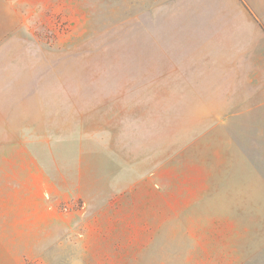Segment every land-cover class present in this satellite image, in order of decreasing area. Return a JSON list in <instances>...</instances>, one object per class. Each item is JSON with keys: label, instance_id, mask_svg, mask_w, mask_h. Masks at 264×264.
I'll list each match as a JSON object with an SVG mask.
<instances>
[{"label": "rangeland", "instance_id": "rangeland-1", "mask_svg": "<svg viewBox=\"0 0 264 264\" xmlns=\"http://www.w3.org/2000/svg\"><path fill=\"white\" fill-rule=\"evenodd\" d=\"M0 264H264V0H1Z\"/></svg>", "mask_w": 264, "mask_h": 264}, {"label": "crops", "instance_id": "crops-1", "mask_svg": "<svg viewBox=\"0 0 264 264\" xmlns=\"http://www.w3.org/2000/svg\"><path fill=\"white\" fill-rule=\"evenodd\" d=\"M1 1V0H0Z\"/></svg>", "mask_w": 264, "mask_h": 264}]
</instances>
